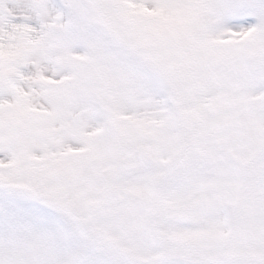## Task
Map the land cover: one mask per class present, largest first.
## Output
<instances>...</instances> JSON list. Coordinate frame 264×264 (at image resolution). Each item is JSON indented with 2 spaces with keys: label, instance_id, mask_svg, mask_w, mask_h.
I'll return each mask as SVG.
<instances>
[{
  "label": "snow or ice",
  "instance_id": "1",
  "mask_svg": "<svg viewBox=\"0 0 264 264\" xmlns=\"http://www.w3.org/2000/svg\"><path fill=\"white\" fill-rule=\"evenodd\" d=\"M0 264H264V0H0Z\"/></svg>",
  "mask_w": 264,
  "mask_h": 264
}]
</instances>
